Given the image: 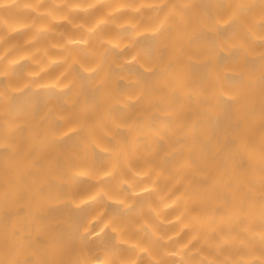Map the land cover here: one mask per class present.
I'll return each mask as SVG.
<instances>
[{
    "label": "clouds",
    "instance_id": "1",
    "mask_svg": "<svg viewBox=\"0 0 264 264\" xmlns=\"http://www.w3.org/2000/svg\"><path fill=\"white\" fill-rule=\"evenodd\" d=\"M223 5L209 16L201 0H0V149L15 154L0 173V198L10 194L9 211L32 212L0 225V264H264V125L243 126L234 152H225L227 136L202 147L209 122L229 101L239 114L264 78V60L257 74L247 63L264 58L255 49L264 45V0ZM232 25L217 51L191 44L201 29ZM234 49L236 60L219 62ZM208 61L204 77L192 71ZM49 90L54 119L36 140V93ZM49 178L67 186L59 203L90 206L82 223L71 222L74 248L52 244L37 217ZM37 236L50 251L32 246Z\"/></svg>",
    "mask_w": 264,
    "mask_h": 264
},
{
    "label": "bare ground",
    "instance_id": "2",
    "mask_svg": "<svg viewBox=\"0 0 264 264\" xmlns=\"http://www.w3.org/2000/svg\"><path fill=\"white\" fill-rule=\"evenodd\" d=\"M204 9L208 12L209 16H211L214 12H220L223 8V0H201ZM264 28V26H261ZM235 30L234 25L229 26L228 28L220 29L218 33H212L205 29H201L197 34L193 37L191 44L205 46L212 51H217V41L221 37H227L230 31ZM151 38H148L146 43L150 44ZM260 47H264V45L257 44L255 46L256 50H259ZM189 54H196L192 48H189ZM239 49L232 50L231 55L225 54L223 51L219 52V62L224 63L225 61H234L239 56ZM264 60L262 57H249L248 65L251 71L254 74H257L261 70V62ZM211 62H205L203 64L192 63L191 69L194 73L200 74L201 77H204L208 69L210 67ZM128 70L130 72H136L137 74H143L142 69L139 66L133 65L129 66ZM112 72H119V69L112 68ZM82 79L86 78L81 74ZM233 84L238 85L243 81V76L233 75L228 78ZM0 83H3L0 80ZM118 86L123 89L125 87L124 81H119ZM255 91L250 93L246 98V103L244 108L241 110L239 114H237L233 109V102H228V108L226 109L225 115L219 117L215 121H210V132L211 139L207 142H202V147L206 151L212 150L213 141L220 139L224 136H227V141L225 144V152H234L237 150V145L239 143L238 138H234V136L238 133V131L245 125L253 126V125H264V96L261 95L260 89L264 87V78H258L255 81ZM30 91V89L28 90ZM54 90H49L48 92H39L36 93V106L34 109L36 119L39 120V125L36 129L33 130L34 139L38 140L44 134L45 126L49 123L50 119H54L51 113L48 112L49 106L53 103L51 97L54 95ZM24 95L16 96L13 98V103L17 105H22L24 101ZM89 100L93 102L98 101V96L94 95L92 92H89ZM239 115V118H237ZM56 126L59 127L61 125V121H54ZM22 131H27L22 130ZM73 138L66 137L63 141H59L58 144L60 146H66L71 144ZM15 158V154L11 153L8 149H0V173L7 175V165L8 162ZM42 163V162H41ZM65 164L63 160L58 159L57 161V169L58 173L63 171ZM33 174L30 173L29 176L24 177L25 183L29 185V187H34L35 185L32 183L30 177ZM38 179V178H37ZM208 181L201 180L200 183L206 184ZM4 185H0V188H3ZM66 185L60 184L57 180L49 178L48 182L40 187V193L43 198H45L41 207L46 208L43 213L38 212L37 217L46 225L49 226V231L52 234V244L62 245L65 247H75L78 238V232L73 226V223H82L83 220L89 214L90 206H85L81 209H74L70 203L64 202L59 203L58 201L62 200L64 195L66 194ZM25 199L24 195H21L16 203H19L21 200ZM11 202L10 194H6L3 198H0V225L7 227L13 223L14 218L18 216L24 215L27 211L28 215L31 216V206L28 209L24 207H20L16 211H9L8 206ZM110 209L114 212L119 213V206L109 205ZM28 217L21 222V226L25 229L28 227L27 224ZM35 226L33 225V228ZM95 228V226H94ZM16 236L20 235V232L17 230L14 233ZM114 234L106 231L104 234V239L107 242H112L114 240ZM25 240H31V236L25 235ZM50 241L37 236L35 243H33V247L39 246L42 248L45 253L50 251L49 249ZM96 244L95 241L90 242V250H94ZM31 259V258H30Z\"/></svg>",
    "mask_w": 264,
    "mask_h": 264
}]
</instances>
